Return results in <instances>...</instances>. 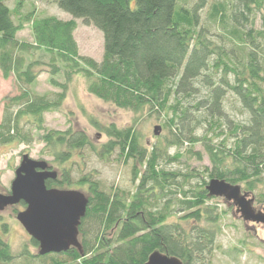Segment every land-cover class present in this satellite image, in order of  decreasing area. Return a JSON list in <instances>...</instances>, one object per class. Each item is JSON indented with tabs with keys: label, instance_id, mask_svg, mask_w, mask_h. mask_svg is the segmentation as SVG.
<instances>
[{
	"label": "trees",
	"instance_id": "16d2710c",
	"mask_svg": "<svg viewBox=\"0 0 264 264\" xmlns=\"http://www.w3.org/2000/svg\"><path fill=\"white\" fill-rule=\"evenodd\" d=\"M180 1L57 0V7L72 17L64 21L35 10L24 14L22 0L14 9L8 0H0V70L5 80L15 77L22 92L5 105L0 143L30 145L37 134L60 170L56 181L47 182L50 189L72 187L67 165L87 149L105 161L118 152L124 163L133 162L135 187L134 192H108L93 175L83 176L77 185L87 192L89 206L79 228L81 250L40 256L25 246L14 255L0 236V264H146L155 252L182 264H212L224 214L211 205L208 180L243 184L251 193L264 181V0L211 4L208 20L224 30L229 51L203 26L206 1L187 8ZM77 20L103 34L102 61L80 55L74 36ZM258 20L262 29L256 27ZM28 26L33 44L18 39ZM29 52H42L48 62L28 60ZM43 72L59 90L53 99L27 90ZM76 76L86 81L89 94L119 109L166 114L163 127L173 134L168 149L145 147L136 121L119 128L91 117V125L107 138L100 148L84 131L46 130L45 115L61 112ZM202 86L207 95L199 100ZM229 93L247 113L245 125L226 121L224 99ZM23 119L31 126L29 132L21 125ZM202 122L213 128V138L195 136ZM226 127L229 135L213 144L223 135L217 131ZM188 142H205L211 169L167 171L163 159L169 164L189 154L203 159L192 149L182 151ZM171 147L176 148L174 155ZM3 231H8L6 225ZM31 246L39 248L33 239Z\"/></svg>",
	"mask_w": 264,
	"mask_h": 264
},
{
	"label": "rangeland",
	"instance_id": "374dc122",
	"mask_svg": "<svg viewBox=\"0 0 264 264\" xmlns=\"http://www.w3.org/2000/svg\"><path fill=\"white\" fill-rule=\"evenodd\" d=\"M18 1L8 0V5L14 9ZM205 1L207 6L201 13L203 26L211 32L209 35L216 43L226 45V51H229L231 45L222 39L223 34L225 35L224 30L221 27L213 26L208 20V12L211 4L216 1L225 0ZM56 2L57 0H22V13L25 14L35 10L39 15L53 16L64 21L72 20L70 15L64 13L57 7ZM197 2L199 3V0H181L180 5L186 8L193 7ZM77 25L78 28L74 36L79 47L80 55L94 58L98 62L102 61L104 55L103 34L93 26L84 25L82 20H77ZM256 27L257 29H262V22L260 20L257 21ZM18 39L23 43L33 44L31 26L26 27L24 31L20 32ZM29 53V55H25V57H29L28 60L42 59L48 62V57L42 52ZM60 81L63 82L64 79L60 78ZM27 90L33 95L46 96L50 99H53L54 95L59 93L58 89H55L49 84V75L46 72H43L31 87H27ZM207 90L206 86L199 88V100L206 99ZM21 93L20 86L17 84L15 77L5 80L0 70V123L3 120L5 105L8 100L19 96ZM224 100V116L226 121L245 125L248 116L238 99L229 93ZM91 117L101 125L115 124L119 128L131 127L136 121V130L142 138V144L147 148L158 145L162 150L168 149L169 142L173 138V134L163 127L167 119L166 114L163 113L161 116L154 115L150 113L149 109H145L142 113L136 115L132 111L119 109L89 94L86 81L77 76L74 77L70 84L67 99L62 106L61 112L45 115V129L65 131L73 128L76 131H84L91 138L94 145L100 148L101 145L106 143L107 138L91 125L89 120ZM21 125L24 127L25 132L30 131L31 126L27 123V119H23ZM155 127H160L161 129L159 136L154 135ZM212 130L208 122H202L197 126L195 136L199 138L206 136L213 138L215 133ZM33 133L35 134V131ZM221 133H223L221 139L215 140L213 144H217L223 140L226 137V133L227 136L229 135L227 127L226 130L222 129L217 131V134ZM189 136L188 134L186 138ZM34 137V141L30 145L18 143L3 145L0 143V194H10L11 185L15 179V171L19 167L24 155H28L33 160L48 162L60 176V170L54 164V158L45 149V143L40 141L37 134ZM204 143L200 142L195 144V146L189 143L190 146L186 147L185 145V148L182 150L186 153L189 149H192L194 154L199 153L203 157L201 161L198 160L197 156L194 157L189 154L177 163L169 164V162L163 159L161 165L167 171H180L185 174L192 170L203 172L206 168L211 169L210 159L204 148ZM169 152L171 155H174L176 148L171 147ZM81 155L75 156L71 161L72 164L69 163L67 165L72 171L73 185L72 187L65 186L63 190H76L88 196L85 189L78 186L77 182L83 176L93 175L102 183L105 191L110 192L111 190L114 191L117 189L126 192L135 191L132 182L133 162L124 163L118 157V152L109 161L99 158L93 151L88 149L84 150ZM237 186H240L243 192H248L245 190L243 184ZM250 196L256 198L254 207L255 210H258L261 207L259 202L264 200V181ZM213 199L211 205H216L219 211L224 214V218L222 220L221 234L216 241L212 264H264V225L245 222L241 215L238 214L237 207H235L233 202H229L224 198L216 197ZM23 210L24 207L19 204L8 207L3 212H0V236L10 245L14 255H20L25 246H28L32 253L37 254L39 253V248L35 249L31 246L32 238L17 220L18 213ZM181 216L179 214L174 220H178ZM5 225L8 231L4 233L3 227ZM47 262L50 263L51 261L48 260ZM14 264L24 263L22 260H19Z\"/></svg>",
	"mask_w": 264,
	"mask_h": 264
},
{
	"label": "water",
	"instance_id": "95a60500",
	"mask_svg": "<svg viewBox=\"0 0 264 264\" xmlns=\"http://www.w3.org/2000/svg\"><path fill=\"white\" fill-rule=\"evenodd\" d=\"M160 130L155 127L154 135L159 136ZM57 179V171L48 162L24 155L15 171L10 194H0V212L25 204L17 220L38 243L40 256L67 253L73 248L81 250L79 228L87 215L89 199L80 191L48 188L47 182ZM206 189L212 198L233 202L245 222L264 225V209L256 212L254 199L242 194L240 186L212 179ZM146 264L182 263L177 258L155 252Z\"/></svg>",
	"mask_w": 264,
	"mask_h": 264
},
{
	"label": "flooded vegetation",
	"instance_id": "af4514ba",
	"mask_svg": "<svg viewBox=\"0 0 264 264\" xmlns=\"http://www.w3.org/2000/svg\"><path fill=\"white\" fill-rule=\"evenodd\" d=\"M242 192H243V191H242ZM244 192H245V193H244ZM244 192H243L242 194H249L248 197H249L250 199H254V203H253V207H254L255 202H256V198L250 196L251 192H249V191H248V192L244 191ZM253 193H254V192H253ZM258 202H259V201H258ZM259 203L261 204V205H260L261 207L258 208V210L256 209V212H260V211H262V210L264 209V200H263V201H260ZM254 209H255V207H254ZM237 212H238V208H237ZM238 214H239V213H238Z\"/></svg>",
	"mask_w": 264,
	"mask_h": 264
},
{
	"label": "crops",
	"instance_id": "0c3cea01",
	"mask_svg": "<svg viewBox=\"0 0 264 264\" xmlns=\"http://www.w3.org/2000/svg\"><path fill=\"white\" fill-rule=\"evenodd\" d=\"M68 21V20H67Z\"/></svg>",
	"mask_w": 264,
	"mask_h": 264
}]
</instances>
